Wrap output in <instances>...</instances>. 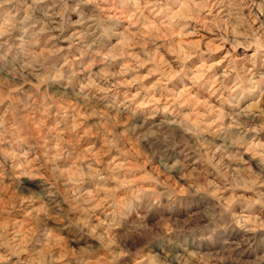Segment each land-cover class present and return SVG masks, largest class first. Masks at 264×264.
I'll return each mask as SVG.
<instances>
[{
  "label": "clouds",
  "instance_id": "clouds-1",
  "mask_svg": "<svg viewBox=\"0 0 264 264\" xmlns=\"http://www.w3.org/2000/svg\"><path fill=\"white\" fill-rule=\"evenodd\" d=\"M79 3L90 5L91 13H80L71 21L69 0H0V106L7 102L0 114V264H97L94 257L101 251L99 264H117L124 258L127 264H169V253L164 251L169 245H196L221 230L264 240L261 224L234 218L236 204L248 211L257 206L264 210V143L255 142L264 132V119L256 126L238 119L264 118V110L253 112L264 97V23L255 26L259 17L245 0H218L216 6L228 10L227 19L213 17L204 26L217 34L220 45H231L228 68L217 75L214 64H201L193 75L186 62L205 53L198 43L191 44L186 52L175 53L176 68L168 64L160 81L145 90L149 97L136 104L127 94L120 99V89L142 78L125 79L136 71L127 64L113 70L125 56L113 41L126 38L131 48L139 30L136 35L118 31L120 19L129 12L139 19L145 10L158 15L157 9L167 16L171 3L180 11L168 16L169 21L199 22L200 13L210 5L197 0ZM257 7L264 14V0ZM113 8L116 14L111 13ZM164 27L171 32L173 24ZM65 41L67 48L62 46ZM239 49L252 52L245 59L254 70L242 67L236 58ZM215 50L213 42L206 51ZM145 55L148 63L157 62L154 54ZM174 80L184 84L181 93L169 100L163 94L156 99L153 93H163ZM190 89H206L210 96L219 93L221 108L202 101V115L195 119L185 115L182 109L192 99L187 95ZM21 92L23 100L14 96ZM248 100L253 102L241 107ZM224 105L232 116L222 110ZM9 113L14 114L11 120L6 119ZM124 115L133 120L129 128L139 126L136 142L144 143L153 172L182 175L183 188L149 173L137 160L135 148L124 151L127 130L113 131ZM93 116L102 144L99 149L91 144L84 149L78 140ZM244 152L259 171L242 159ZM7 188L15 191L9 194ZM229 190L234 195L227 201L213 195ZM238 191L252 195H236ZM60 218L78 242L84 241L75 253L61 247L62 229L51 223ZM116 230L124 247L116 243ZM143 249L149 255L137 259ZM235 255L243 257L241 251Z\"/></svg>",
  "mask_w": 264,
  "mask_h": 264
},
{
  "label": "rangeland",
  "instance_id": "rangeland-1",
  "mask_svg": "<svg viewBox=\"0 0 264 264\" xmlns=\"http://www.w3.org/2000/svg\"><path fill=\"white\" fill-rule=\"evenodd\" d=\"M165 2L168 3L169 0H165ZM197 2H204L210 5V7L206 11L200 13L199 22L195 19L187 21L179 19H177L176 21H169L168 16H171L174 13L180 11L178 7H172L171 3H169L170 12L167 14V16L165 15V13L160 12L159 9H157L158 15H153L148 10L144 11V17H147V20H145L144 17H139V19H137V17L132 16L130 12L127 13L126 19H120V27L118 31H127L133 35H136L139 30V36L134 42V46L131 48L127 46L128 40L126 38L122 41H113V44H119L120 47L125 50V56L116 62V64L113 66V70H116L117 68L122 67L124 64H127L129 67H136V71L134 73H130L127 77H125V79L131 80L133 76L142 78L140 82L129 85L127 88L121 87L120 99H123V95L127 94L130 98H134L136 104L143 103L145 101V98L149 97V93L145 90L152 88L160 81V72L168 70V64H171L173 69L176 68L175 53L179 52L181 49L186 52L188 50V46L194 43H198L201 52L205 54L202 56L197 55L193 57L192 60L186 62V69L192 70L193 75L196 74L195 70L199 68L201 64H214L216 67L213 69V71H215L217 75L228 68V60L226 59V57H228L229 53L232 51L231 45H220L219 40L217 39V34L213 31H208L204 26V23L207 21H211L213 17H218L219 19H227L226 13L228 10H221L222 6L217 7L216 5L218 3V0H197ZM259 3L260 0H255V3H253V0H245V4L251 7V13L259 17L255 25L256 27H259L261 23H264V14H261L259 8L257 7ZM118 4L119 0H117V5ZM116 12V8H113L111 10L112 14H116ZM80 13L90 14L91 6L80 4L79 0H69L67 16L70 18V20L76 21L77 19H79ZM248 13L249 8L245 7L244 14L248 15ZM192 15H195V13H192ZM168 23L173 24L171 32H169V30L164 27V25ZM213 42H215L216 44V50L214 52L208 53L206 50L208 46ZM141 44L143 45V47L140 46ZM62 46L67 48V42H63ZM173 49H175V52L173 51ZM145 53H148L150 55L154 54L155 60L157 62L148 63V56H146ZM251 55V51H248L246 53L244 49H239L236 52L237 60L240 61L242 67H244L245 69H250L253 67V65L246 62L245 59L246 57H250ZM134 56L139 58L138 61L133 62L132 58ZM69 58H72L71 54H69ZM140 61L145 62L143 67H137ZM165 62H167V64ZM157 68H159L160 71H156ZM185 83L189 82L185 81ZM25 87L27 88L28 86L25 85ZM181 88H184V84H181L179 80H174L172 81V83L167 85V89L163 91V93L160 90H157L153 94L155 95L156 99H160V96L163 94L165 100H169L173 94H180L182 90ZM4 90L7 91V86H5ZM187 95L192 99L187 100L184 108L182 109V112L185 115L191 116L193 119L204 113L205 109L200 107L202 101H207L209 105L215 108H221L220 100L218 99L220 95L219 93H217L215 96H210L209 92L206 89H190ZM225 95L227 94L225 93ZM14 96L19 97V99L21 100L24 99V95L22 92L15 93ZM55 99H57L60 103H64V100L61 97H55ZM260 99L261 100L258 109H253L254 113L264 110V97ZM165 100H161V103H165ZM252 102V100H248L247 102L242 103L241 107H248V105ZM6 108L7 102L5 103V105L0 106V114H3L4 111H6ZM222 110L228 115L229 113H232V110L228 107V105H224ZM229 116H232V114ZM13 117L14 114L9 113L6 119L11 120ZM126 117L128 118L127 115H124L123 119L120 120V123L116 126L115 129H113V131L119 130L120 132H124L125 130H127L129 139L126 141L127 148H125L124 151L135 148L137 160L144 163L146 170L149 173H152L153 175H160V178L162 180H166L169 184L180 185V187L183 188L185 185L182 183V175V177L177 175H167L163 174L162 170L153 172L154 165L148 163L147 153H145L144 149V143L136 142V138L140 136L141 133L139 132V129L135 128V126L132 128L128 127V125L133 124V121H127ZM247 117L257 119L251 124V126L260 124L262 122V119H264L259 115ZM159 118L160 117L158 116L156 119ZM203 118L205 120L211 119V117L208 116H204ZM117 119L120 118L118 117ZM225 122L227 123L228 121L226 120ZM97 123L98 119L95 116L85 122L81 138L78 140V143L81 144L84 149H88L90 144L97 149L100 148L102 144V138L97 136V130L94 127V125H96ZM133 128H135V130ZM251 135L252 134H250V136ZM207 139L213 140L214 138L207 137ZM255 142L264 143V132H260L256 136ZM217 143H222V140L217 141ZM104 159H108L107 153H105ZM242 159L244 161H247L248 165L251 166L254 171H259L256 162L252 160L251 156L247 152L243 153ZM135 162L136 161H134V163ZM189 163H191V161H189ZM5 183L7 184L8 181H5ZM143 183L146 188L150 186V182L148 180H144ZM217 183H219V181H217ZM5 191L11 194L15 191V189L7 188L5 189ZM261 191L264 192V188H262ZM217 194L223 196L226 201L234 195L231 190L213 193V195ZM235 194L245 196L252 195V193H243L240 191ZM109 211H111V209H109ZM118 211L124 213V209H120ZM241 217L245 222L251 220V223L253 225L257 223L261 224V229L264 230V210H261L259 206H257L252 211H248L245 205L236 204L234 208V218L238 220ZM101 219H103V217H101ZM51 223L54 225H58L62 229L61 235L63 237V240L61 247L64 250L68 251L69 253H75L78 248L84 247V241H77L75 233L67 227L66 220L60 218L58 220L51 221ZM114 235L117 237L116 243L120 244L121 247H124L123 243L119 239V230H116ZM133 251H135V249H133ZM156 251H159V249H157ZM164 251L169 253V264H177L174 260H172V254H189V252L194 256V264H226V262L228 261H231L230 264H242V260L246 261L247 264H264V240L260 239L259 237L255 239L251 238L250 236L245 237L242 233L233 232L230 229L226 231L221 230L215 233L213 238L200 242L196 245L189 244L184 246H177L174 243L169 245L166 249H164ZM236 251H241L243 253V257H237L235 255ZM103 255L104 253L101 251L94 257V260H97V264H99L98 258ZM146 255H149V250L143 249V251L138 255L137 259H140ZM226 257L228 258L227 260ZM117 264H127V259L124 258L117 262Z\"/></svg>",
  "mask_w": 264,
  "mask_h": 264
},
{
  "label": "bare ground",
  "instance_id": "bare-ground-1",
  "mask_svg": "<svg viewBox=\"0 0 264 264\" xmlns=\"http://www.w3.org/2000/svg\"><path fill=\"white\" fill-rule=\"evenodd\" d=\"M174 13V12H173ZM249 70H254L253 69V67L252 68H250ZM182 89V88H181ZM180 93V92H179ZM261 100V99H260ZM69 103H71V102H69ZM215 103V102H214ZM232 113H229V115H231ZM127 118V117H126ZM235 118V117H234ZM260 118V117H259ZM238 119L240 120V122L242 123V124H245L246 126H251V124L255 121V120H257V119H255V118H249V117H247V116H243V115H240L239 117H238ZM127 121H133L132 119H130L129 117L127 118ZM255 125V124H254ZM256 126V125H255ZM135 128H137V129H139V127H136L135 126ZM135 128H133L134 130H135ZM140 132V131H139ZM138 134V133H137ZM182 177V176H181ZM178 253V252H177ZM193 253V252H192ZM172 260H174L177 264H194V262L195 261H193L194 259V256L192 255V254H190V252H189V254L188 253H179V254H172ZM228 258L226 257V260H227ZM230 259H231V256H230ZM221 260V259H220ZM235 260H237V259H235ZM235 260H233V261H235ZM202 262V261H201ZM230 263H231V261H230ZM233 263V262H232ZM197 264V263H196ZM202 264V263H201ZM212 264H215V263H212Z\"/></svg>",
  "mask_w": 264,
  "mask_h": 264
}]
</instances>
